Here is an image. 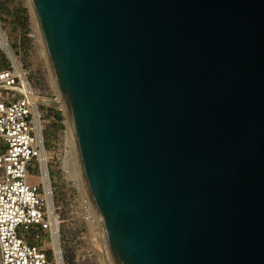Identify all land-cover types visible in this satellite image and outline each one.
<instances>
[{"label": "water", "instance_id": "water-1", "mask_svg": "<svg viewBox=\"0 0 264 264\" xmlns=\"http://www.w3.org/2000/svg\"><path fill=\"white\" fill-rule=\"evenodd\" d=\"M31 2L103 264H264V0Z\"/></svg>", "mask_w": 264, "mask_h": 264}, {"label": "built area", "instance_id": "built-area-1", "mask_svg": "<svg viewBox=\"0 0 264 264\" xmlns=\"http://www.w3.org/2000/svg\"><path fill=\"white\" fill-rule=\"evenodd\" d=\"M2 31L0 22V34ZM0 48L8 54L1 44ZM36 95V89L22 64L17 67L12 62L9 67L0 69L1 264H56V251L52 242L56 234L60 240L62 221L54 206L53 211H49L45 197L42 164L46 162L48 168V158L42 156L46 152L41 114L39 112L38 125L34 113V109L39 111L41 105L36 102ZM37 165L43 181V193L38 184L30 181V170L34 171ZM47 177L50 179L49 170ZM52 193L51 186V197ZM79 199L80 210L77 215L89 222L90 203L87 204L81 195ZM55 214L59 222L58 229ZM100 247L102 251V244ZM59 253L64 263L61 245Z\"/></svg>", "mask_w": 264, "mask_h": 264}, {"label": "rangeland", "instance_id": "rangeland-1", "mask_svg": "<svg viewBox=\"0 0 264 264\" xmlns=\"http://www.w3.org/2000/svg\"><path fill=\"white\" fill-rule=\"evenodd\" d=\"M35 15L31 0H0V22L9 45L27 70L37 96L49 99L46 103H41L39 112L53 191V206L62 221L59 242L63 250V264H103L100 229L92 226L90 221L78 217L79 196H82V192L64 168L69 142V120L64 110L58 107L61 92L53 77L51 64L41 53L38 33L40 28ZM12 62L0 48V69L9 67ZM38 169L39 165L34 171L30 170V181L38 184L43 193V181ZM48 247L51 245L48 244Z\"/></svg>", "mask_w": 264, "mask_h": 264}, {"label": "bare ground", "instance_id": "bare-ground-1", "mask_svg": "<svg viewBox=\"0 0 264 264\" xmlns=\"http://www.w3.org/2000/svg\"><path fill=\"white\" fill-rule=\"evenodd\" d=\"M36 19H37V17H36ZM37 22H38V20H37ZM39 28H40V26H39ZM38 33H39L40 40H41V45H42L41 53H42L43 57H45L49 61L48 54H47V51H46V47L44 46V42L42 40L43 38H42L41 30H39ZM7 41H8L7 40V36L2 31V33L0 34V44H1L2 47H4L7 50L8 55L13 59L14 64L17 67H19L21 65V63L13 55L12 48L10 47V45L8 44ZM49 63H50V61H49ZM35 100H36L37 103H43L44 104L49 99L48 98H44V97H39V96L36 95ZM58 101H59L58 107L62 108L64 110V112H65V114H66V116H67V118L69 120V130H68V136H67L69 142H68V146H67V150H66V158L64 160V168H65V171L67 172L68 176L71 179H73L74 181H76V184L78 185V188L82 192V198H85V202L88 204V203H90V200H89L87 189H86V184H85V180H84V176H83V171H82V167H81V163H80V158H79V154H78V150H77V145H76V141H75V136H74V132H73V128H72V123H71L68 107H67V104H66L64 98L61 96V94L58 96ZM34 113H35V116H36L37 124L39 125V121H38L39 111H38L37 108L34 109ZM42 156H44V158H47V154H42ZM47 171H48L47 170V163L44 162L42 164V173H43V180H44V183H45V192H46V196L45 197H46V199L48 201V209H49V211H53V200H52V197L50 195L51 184H50V179L47 177ZM88 215H89V221L91 222V225L97 227L98 226L97 218H96V214L94 212V209H93L91 203H90V208H89ZM54 218H55V220L57 219V215L56 214L54 215ZM58 223L59 222L56 220V229L59 228L58 227ZM58 236H59L58 234H56V236H54L52 244H53L54 249L56 251V264H63L62 256L59 253L60 242H59ZM102 258L105 259L104 251L102 253ZM108 262L110 264H116V261H115V259H114V257H113V255H112L110 250H109V254H108ZM49 264H53V263H49Z\"/></svg>", "mask_w": 264, "mask_h": 264}]
</instances>
